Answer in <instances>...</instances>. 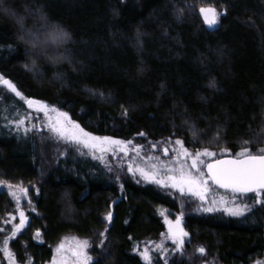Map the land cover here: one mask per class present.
I'll list each match as a JSON object with an SVG mask.
<instances>
[{"label": "trees", "instance_id": "obj_1", "mask_svg": "<svg viewBox=\"0 0 264 264\" xmlns=\"http://www.w3.org/2000/svg\"><path fill=\"white\" fill-rule=\"evenodd\" d=\"M202 6L222 10L216 27L206 28ZM9 12L24 17L23 28ZM53 26L70 38L36 47L25 41L24 30L43 39ZM0 75L86 131L144 145L147 155H163L176 139L192 152L217 153L206 161L235 157L245 146L256 154L264 149V0H3ZM17 107L3 97L0 181L30 187L42 240H13L15 258L22 261L25 248L33 262H45L62 236L105 230L108 247L90 264H145L135 248L163 231L160 211H176L177 197L75 147L46 167L34 138L7 126ZM12 204L0 193V216ZM184 219L191 243L205 249L196 264H256L264 252V205L238 217ZM184 247L169 264H187Z\"/></svg>", "mask_w": 264, "mask_h": 264}, {"label": "snow or ice", "instance_id": "obj_2", "mask_svg": "<svg viewBox=\"0 0 264 264\" xmlns=\"http://www.w3.org/2000/svg\"><path fill=\"white\" fill-rule=\"evenodd\" d=\"M2 4L3 0H0V6ZM4 11L10 10L5 8ZM200 13L209 27L217 25L221 15L215 7H201ZM40 18L42 21H45L43 27L47 28V17L41 13ZM17 19L23 28L24 17H17ZM24 31L25 35L28 36L30 42L33 44V47L50 42L59 44L70 38V34L59 26H53L52 30L46 33L44 40H41V37L32 30L26 29ZM25 67L28 66L25 65ZM33 67H35V61H33ZM0 84L6 85L12 93L24 100L28 108L42 112L47 119L49 130L55 133L59 139L64 140L66 143L74 144L78 148L87 149L94 158L101 161H106L109 153L113 156L123 154V157L130 161L127 166V171L133 175L138 173L144 181L156 183L164 187L170 186L181 193L188 192L198 196L202 201L207 198V194L211 191V185H216L226 192H230L233 199L236 194L244 195L254 193L256 202L264 203V149H259L256 154H253L250 148L245 146L234 158L214 159L208 162L205 158L216 157V152L211 151L209 148L192 152L185 146L183 140L176 139L174 141L175 147L169 148L165 146L163 148L165 156H168L169 152L174 154L170 160L165 161L161 160L158 156L144 154V145L134 144L130 140L96 136L86 131L67 112L61 111L55 106H50L42 101L24 97L16 85L11 80L4 78L3 75H0ZM100 95L103 96V93H100ZM123 114L127 115V109H124ZM27 119H29V116L19 118L14 123L17 126H23ZM25 130L27 131V129ZM196 134L194 130L193 136L195 137ZM139 135L144 134L140 133ZM218 135L219 133H217ZM165 143L166 145L171 144L172 141L169 138ZM156 147V144H151L152 149ZM223 151L228 152L229 149L225 148ZM130 154H134L136 159L133 160ZM205 168L207 170L206 172L204 171ZM4 183L7 182L0 181V184ZM12 187L11 184H8L9 189ZM17 188L20 195H17L16 192H13L12 195L16 197L19 208V202L22 196L27 195L28 190L22 186H17ZM211 203L213 205L216 203L224 205V210L234 216L243 215L248 209L247 205H233L232 207H228L229 201L223 196L220 197L218 202L213 200ZM214 210H216L214 207L206 209V211ZM11 219L15 220V217L13 216ZM106 219L108 221L112 220V212L107 213ZM9 222V220L4 221L6 224ZM27 222L28 217L20 209L19 223L13 226L11 236L3 242V251L8 256L10 264H16V260L14 254L8 249L9 240L16 237L25 228ZM165 223L168 225L169 238L178 247L182 248L185 242L184 238L188 236V233L182 227V216H178L175 221L165 217ZM0 231H3V229H0ZM39 236L40 232L37 230L36 237L38 238ZM68 239L65 238V241L61 242L56 248L57 255L53 257L51 264H69V254L72 258V264H90L91 257L87 253L89 241L73 237L70 238L72 243L68 244ZM157 247H162V245H158ZM199 252L204 253L205 249L201 247ZM141 255L147 264H151V255L148 248H145ZM29 264H31V261H29ZM257 264H264V262L257 261Z\"/></svg>", "mask_w": 264, "mask_h": 264}, {"label": "rangeland", "instance_id": "obj_3", "mask_svg": "<svg viewBox=\"0 0 264 264\" xmlns=\"http://www.w3.org/2000/svg\"><path fill=\"white\" fill-rule=\"evenodd\" d=\"M202 7H211V6H202ZM200 8H198L197 12L200 15L206 28L212 29L216 27L218 23L217 25L213 27H209L205 23L203 16L200 13ZM217 11L222 14V10L217 9ZM9 16H11L13 19L15 18V20L17 19L16 16L10 12H9ZM25 38H26L25 41H28L29 44H32L27 35H25ZM43 39L45 38L43 37ZM5 95L11 96L14 99V101L18 102V107L15 108V110L10 109V113L8 115V120H7V126L10 129H12L13 132H18L24 135H29L34 138L35 143L39 147L41 162H43V164L46 165V167L51 166L52 162L50 161H52V159L55 158L56 155H58L61 152V149L62 150L66 149V147H75L77 151L78 149L85 150L88 155L93 156L87 149L78 148V146L74 144L66 143L64 140L59 139L55 133L49 130L48 125H47V119L42 112H37L35 109L28 108L24 100H22L20 97H17L14 93H12L11 90L8 89L6 85L0 84V106L2 105V100ZM25 116H29V119L26 120L25 125L17 126V124L14 123V121H16L17 119L23 118ZM25 129H27V131ZM130 155L132 156L133 160L136 159L134 154H130ZM173 155H174L173 153H169L168 156H165L163 153V155H159L158 157H160L161 160L167 161V160H170L173 157ZM102 162L105 165H110L111 167L116 168L119 172H122L123 174H129L135 179L141 180L145 182L146 184L152 183V182L144 181V179L138 173L136 175H133L132 173L128 172L127 166L130 161L127 158H124L123 154H120L119 156H113L111 153H109L107 155L106 161H102ZM5 186H7L8 188V184ZM12 186L13 187L11 189H18L17 186H22V185H12ZM158 186L162 187L163 189L167 188L166 190L169 191L170 194H174L177 197L176 201H178V204H177L178 207L176 211H172V212L167 211V210L160 211V218L163 223V231L156 238L146 239L140 245L136 246L135 252L139 255V257L145 264H147V262L144 260L143 256L141 255V253L144 251L145 248H148L150 251L151 264L152 263L169 264L170 257H172V255L177 253V251L186 248L184 247L185 245L189 247V249H187V252H185L187 264H196V262L199 263V259L202 258L201 256L198 257V255L202 254L201 252H199V249L201 247L198 245H195L194 243H191L189 239V234L188 236L184 238L185 242L182 248L178 247L177 244H175L172 241V239L169 238L168 225L165 223V217H167V219L169 220L175 221L178 216H182V227L184 228L185 231H187L184 227V224H185L184 218L186 217V215H200V214L201 215H206V214L211 215L215 213H220L223 216H227V217H238V216L231 215L227 211H225L224 205H221L220 203H216L215 205H213L211 203V201L213 200H216L218 202L221 196L225 197L229 201L227 205L228 207H232L233 205H241V206L247 205L248 209L244 212V214L247 211H249V209H251L252 207L264 205V203L256 202V196L254 193L248 194V195L247 194L246 195H236L235 198L233 199V196L231 193L216 189L212 185H211V191L207 194V198L203 201L200 200L198 196L190 194L188 192L181 193L177 189L171 188L170 186L169 187H164L161 185H158ZM22 187L28 190L27 197H28L29 202L26 203V205H24L25 202L24 203L21 202L19 204V208L17 204L13 203L12 206L7 208L0 216V229H3V231H0V264H10L8 256L3 251V248H4L3 242L6 238L11 236L13 226L19 223L20 209H22L25 215L28 217L29 226L34 225L32 224L34 222V219L38 220V217H37L38 215L35 212L34 203H32V200H31L32 198L30 194L32 193V191L30 187H27V186H22ZM209 207H214L216 210L206 211V209ZM13 216L15 217V220L11 219V217ZM106 217H107V213L103 215V220L106 222L105 228H107L110 224V221H108ZM5 220H9L10 222L6 224L4 223ZM28 224L27 226H25V228L20 233L17 234L16 237L9 240L8 249L13 254L14 252L11 249V242L13 240L23 241L24 239L30 238L36 243H41V238L36 237V232L37 230H39L36 223L33 227L30 226V228H28L29 227ZM73 237L79 238L80 240L89 241L87 253L91 257L90 263L94 260V257H95L93 255L94 252L102 253L105 251V248L108 247L109 238L107 237V232L105 230L98 233L94 237H90V238H82L76 235L69 234V235L62 236L59 240H57L51 246V255L47 261L37 262V263L33 262L31 256L28 254V252L24 248L23 253H22L23 260L19 262L15 258L16 264H29V261H31V264H51L53 257L57 255L56 248L59 246V244L61 242H64L65 238H69L67 243L71 244L72 240L70 238H73ZM158 245H162V247H157ZM257 261L264 262V252L262 253V256L255 261L256 264H257ZM69 264H72V258L70 254H69Z\"/></svg>", "mask_w": 264, "mask_h": 264}, {"label": "flooded vegetation", "instance_id": "obj_4", "mask_svg": "<svg viewBox=\"0 0 264 264\" xmlns=\"http://www.w3.org/2000/svg\"><path fill=\"white\" fill-rule=\"evenodd\" d=\"M0 189H1V190H0V193H4V194H6L7 197L10 198V200H11L14 204H17L16 197L13 196L12 193H13V192H16L17 195H20L18 189H9V188H7V186H5L4 184H0ZM27 194H28V192H27ZM250 194H252V193H250ZM236 195H241V194H236ZM247 195H248V194H247ZM21 202H23V203L25 202L24 205H26V203L29 202L27 195H25V196H23V197L21 198L19 204H20ZM28 223H29V220H28L27 224H28ZM27 224H26V226H27ZM28 226H29V224H28ZM30 226H32V225H30ZM30 226H29L28 228H30ZM39 232H40V236H39V237H40L41 240H42V237H41V231H39Z\"/></svg>", "mask_w": 264, "mask_h": 264}, {"label": "water", "instance_id": "obj_5", "mask_svg": "<svg viewBox=\"0 0 264 264\" xmlns=\"http://www.w3.org/2000/svg\"><path fill=\"white\" fill-rule=\"evenodd\" d=\"M225 158H234V157H221V158H218V159H225ZM209 162H211V161H209ZM205 170V172L207 171L206 170V168L204 169ZM214 187H216L217 189H219V190H223V191H225L224 189H222V188H219L218 186H216V185H213ZM247 194H250V193H247ZM245 195V194H244ZM115 202H113V204H114ZM112 206V205H111Z\"/></svg>", "mask_w": 264, "mask_h": 264}]
</instances>
